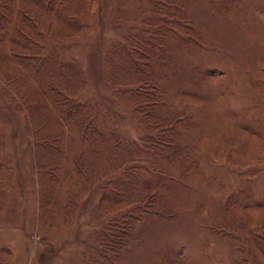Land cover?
Instances as JSON below:
<instances>
[{
    "label": "rangeland",
    "instance_id": "obj_1",
    "mask_svg": "<svg viewBox=\"0 0 264 264\" xmlns=\"http://www.w3.org/2000/svg\"><path fill=\"white\" fill-rule=\"evenodd\" d=\"M0 264H264V0H0Z\"/></svg>",
    "mask_w": 264,
    "mask_h": 264
}]
</instances>
